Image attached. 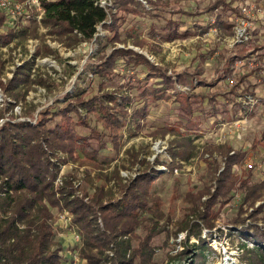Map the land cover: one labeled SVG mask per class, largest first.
I'll list each match as a JSON object with an SVG mask.
<instances>
[{"label": "trees", "instance_id": "trees-1", "mask_svg": "<svg viewBox=\"0 0 264 264\" xmlns=\"http://www.w3.org/2000/svg\"><path fill=\"white\" fill-rule=\"evenodd\" d=\"M101 1L39 0L43 17L40 22L34 19L30 21L32 28L36 26V30L40 26L44 27L50 36L69 47L98 39L99 27H102L111 32V37L98 40L102 49L100 52L104 56V49L111 44L113 50L110 56L101 58V63L92 71L99 85L97 94L88 96L86 90L77 89L66 96L62 108L45 111L37 125L8 122L0 128V195L7 194L0 196V213L3 214L0 217V264L71 263V259L62 254L65 248L54 241L51 209L58 207L73 213L74 224L82 234L81 255L88 264H107L108 251H114L116 255L113 264H159L154 260L155 248L152 242L165 230L163 227L154 223L150 230L146 228V236L136 247L132 244L137 239L135 231L145 222L146 214L162 217L157 214L159 210L150 207L154 199L155 206L159 203V199L149 193L152 184L159 178L158 172L150 169L127 186L122 185L120 177H113L122 192L118 200H113L112 192L97 186L95 193L86 201L89 197L87 191L82 198L75 196L73 177H66L64 184L56 189L59 161H53L55 152L60 150L75 162L101 168L99 165L104 167L98 159L101 152L109 145L119 152L125 132L130 137L140 134L159 103L170 102L176 106L182 121L176 127L159 128L154 134L162 137L167 134L176 135L179 128H182L191 135L198 133L209 121L216 122L215 125L220 123L219 120L228 115L230 106L239 108L241 105L235 100L237 95L256 94V85L250 84L249 75L241 78L234 86L228 84L233 65L236 59L242 58V53L229 58L222 76L208 81L198 71L187 68L170 75L167 68L155 65L142 54L131 49L115 48L117 43L127 41L121 39L120 32L125 16L150 15L158 18L159 15L153 14V11L165 6L167 0H146L151 7L150 11L139 0H115L116 13L102 6ZM231 11H234L232 1L216 0L205 13L213 16L217 12L214 25L230 35L232 27L227 18ZM181 15L194 19L199 16L195 10L179 8L165 20L161 32L153 30L152 33H156L161 42H173L209 32V25L199 29L196 22L190 25L180 18ZM111 20L112 23L108 24ZM29 32L30 27H25L14 33L0 34V48L15 40L26 39ZM133 42L139 47L150 44L148 39L135 38ZM216 52L217 47L202 53L201 60ZM197 59L198 55L192 59L191 64ZM31 69L30 65L22 68L20 75L4 87L5 91L18 98L20 88L35 83L30 79ZM115 77L122 79L121 85L107 91L105 82ZM2 85L0 83V87ZM178 86L190 87L191 90L180 93L177 91ZM242 111L243 107L239 109L240 113ZM240 113L232 115L238 118ZM73 115L77 116V121ZM57 117L62 120L50 126V122ZM78 127L89 130V133L79 134ZM190 138H186V141L177 139L171 143L169 151L174 159L193 158ZM179 148L180 153L174 151ZM232 150L230 145L210 146L207 149L209 158H212L209 164L213 169L215 187H208L197 194L189 192L184 198L189 208L182 230H188L189 236H197L199 243L192 247L186 245L178 257L172 258V264H204L205 251L213 249L210 240L201 237L202 223L213 228V221L217 217L214 207L220 203H230L236 194L240 195L238 219L233 221L236 227L231 228L255 244L256 249L250 250L255 254L253 264H264V229L258 224L261 221L259 216L264 212V203L243 218L248 207L263 198L264 179L260 182L252 181L255 177L253 170L248 171L246 176L238 175L235 168L249 153L238 150L231 154ZM215 153L221 156V161L214 158ZM222 166L224 169L221 171ZM171 167L174 169L173 163ZM87 178L90 180V177ZM97 178L109 181L108 177ZM205 197L207 199L203 201ZM247 220H251V224H247ZM183 260L188 261L183 263Z\"/></svg>", "mask_w": 264, "mask_h": 264}, {"label": "rangeland", "instance_id": "rangeland-1", "mask_svg": "<svg viewBox=\"0 0 264 264\" xmlns=\"http://www.w3.org/2000/svg\"><path fill=\"white\" fill-rule=\"evenodd\" d=\"M8 1L12 5L20 7L22 13L11 15L0 8V34L14 33L25 27H30V35L26 39L15 40L10 45L0 48V83L3 84L0 87V128L8 122H28L37 125L45 111L50 108L56 110L62 108L66 96L74 93L77 89L86 90L88 96L97 94L99 85L92 71L101 63V58L110 56L113 50L112 44L107 45L103 51V56L100 52L102 49L98 40L101 38L103 41L105 38L111 37V32L99 27L98 39H94L92 42H83L76 47H69L55 40L44 27L40 26L36 30V26L32 28L33 25L30 21L34 19L40 22L43 17V13L33 0ZM167 1V6H161L162 8L153 11V14L159 15L158 18L150 15L144 17L125 16V22L122 24L120 32L121 39L127 41L117 43L115 48L131 49L142 54L155 65L167 68L170 75L184 71L187 68L190 71H198L201 77L208 81L216 80L220 75L222 76L225 65L232 55L240 54L249 49V47L240 46L235 50H230L225 47L223 40L227 34L214 25L216 21L213 23V19L216 20L217 12L213 16L209 15L210 13H205L210 4L216 0ZM139 2L147 11L151 10L146 0H139ZM106 4V7H109L113 13L117 12L115 0H106ZM195 6H197L196 9ZM179 8L188 11L195 10L199 14L195 19L187 15H181V19L188 21L190 25L196 22L199 29L201 26L209 25V32L211 29H215L218 34L214 35L211 32L212 36H210L208 32L205 35H196L185 40L161 42L156 33H152L153 30L161 32V27L166 23L165 20L170 17L173 11H178ZM110 23H112V20L111 22L108 21V24ZM135 38L148 39L150 44L145 47L135 46L133 44ZM103 44L105 45L106 42H103ZM216 47L217 52L215 54L201 60L200 55L202 53ZM197 55L198 59L191 64L192 59ZM27 65L32 67L30 79L35 83L20 88L17 92L19 97L16 98L11 93L6 92L4 87L18 76L21 69ZM121 81L122 79L117 77L113 80H107L108 83L105 82V88H107V91H112L121 85ZM190 90V87L184 86H178L177 88L180 93H186ZM239 105L241 106L237 109H235V106H230L228 115L221 119L227 121L232 113L239 114V109H242L244 104ZM175 107L170 102L159 103L155 106L152 116L147 119L146 127L140 134L130 137L129 133L125 132L119 152H116L111 145L101 152L98 159L104 167L99 165L101 168H97L93 165L75 162L60 150L55 152L56 156L53 159V161H59V171L55 182L56 189L64 184L66 177H73L72 184L75 189V196L82 198L84 192L87 191L89 197L86 201L95 193L97 186H102L105 191L112 192L114 194L113 200H118L122 196V192L119 183L113 177H120L122 185L127 186L137 180L142 173L155 169L159 178L152 184L149 193L159 199V203L155 206L154 199L150 203V207L159 210L157 214L162 217H152L146 214L144 216L145 222L135 231L137 239L132 241V244L133 247H136L141 239L143 240L146 236V228L150 230L154 223L158 224V227H163L165 230L158 234L152 242V246L155 248L154 260L159 264H172V258L178 257L180 252L186 248V245L192 247V245L199 243L197 236H189L188 230H182L186 211L189 208L184 198L189 192L197 194L208 187H215L213 169L210 168L209 164L212 158H209V154H207V149L210 146L230 145L233 148L231 154L238 150L248 151L249 154L246 159L235 168L240 176L248 175L247 173L250 170L247 168L246 163L249 160H253L256 164L260 161L264 163L263 106L259 107L257 105L254 112L246 117V122L241 123L238 129L230 126L218 128L225 121L220 125H215L216 122L209 121L196 134L188 135L182 128H179L176 135L167 134L164 137L155 135L157 129L165 126L176 127L179 124L178 122L182 121V117L178 113L179 110ZM243 112L240 113L239 117ZM73 118L75 121L78 119L75 115H73ZM61 120L57 117L49 125L54 126ZM92 124H94V121ZM98 126L101 128L100 125ZM77 132L87 134L89 130L78 127ZM186 138H190V141H192L193 158L182 160L177 157L174 159L169 151L171 143L177 139L186 141ZM174 151L180 153L181 148L174 149ZM82 158L84 157L82 156ZM214 158L221 161V156L217 153L214 154ZM172 163L174 169H171ZM223 169L224 166H222L221 171ZM87 177H90V180ZM97 177H108L109 181H106V178L99 180ZM263 179L264 164L260 175L253 177L252 181L260 182ZM6 195V193H2L0 196L4 197ZM59 195L57 196L59 197ZM206 199L207 197L203 201ZM239 199L240 195L236 194L235 199L230 203H220L214 207L213 211L217 213V217L213 221V228H208L202 223L201 237L212 240L211 235L216 234L218 236L216 243H212L210 240L213 251H205L204 264H223L225 258L223 246L225 245L221 241L225 238H230L228 251L233 252L232 257L238 264H253L255 254L250 250L256 249L255 244L251 240L242 238L240 234L232 230L233 227H236L233 221L238 219ZM262 203H264V195L254 206L248 207L243 218ZM51 212L55 232L54 241L55 244L65 248L62 253L63 256L71 259L70 264L74 262L75 257L78 259L79 264H88L81 255L83 247L82 234L74 224L73 213L59 207L52 208ZM0 217H3V214L0 213ZM259 217L261 220L259 223L264 229V212ZM99 223L103 227L101 219H99ZM75 233L80 235L79 242L75 240ZM106 256H108L107 264H113L116 257L114 251H108ZM187 261L184 262L183 260V263H187ZM174 263H178V261Z\"/></svg>", "mask_w": 264, "mask_h": 264}, {"label": "built area", "instance_id": "built-area-1", "mask_svg": "<svg viewBox=\"0 0 264 264\" xmlns=\"http://www.w3.org/2000/svg\"><path fill=\"white\" fill-rule=\"evenodd\" d=\"M33 1L43 13L39 0ZM229 1H232V7L234 8V11H231L227 18L228 23L232 27V34L227 36L224 34L225 39L223 41L225 47L230 50H235L240 46L249 47V49L242 52V58L236 59L232 69V76L228 80V84L234 86L241 78L249 75L248 81L251 82L250 84L256 85L255 95L246 93L235 97L238 104H244L242 105L244 108L243 114H241L240 117L238 116L239 118L235 117L236 114L235 116L230 115V118L227 121L221 120L220 123L217 124L220 125L225 121L221 126H218V128L230 126L238 129L241 126V123H244V121L247 120L246 117L254 112L257 105L259 107H264V0ZM101 5L106 7V0H102ZM0 8L11 15H20L22 13L20 7L12 5L8 0H0ZM215 21L216 20L213 19V23ZM211 32L214 33V35L218 34L215 29H211L209 32L210 36H212ZM246 85L248 86V84ZM263 164L264 163L261 161L256 164L253 160H249L246 163V166L249 170H253L255 176L258 177L263 168ZM247 224H251V220H247ZM258 224L259 226H262L260 223ZM210 238H212V240L209 239L212 243H216L218 236L214 234V236L211 235ZM75 240L79 242L80 235L76 234ZM221 243L225 245L223 246L225 257L223 264H238L232 257L233 252L228 251L230 238L222 239ZM73 260L74 262L72 264H79L76 257Z\"/></svg>", "mask_w": 264, "mask_h": 264}]
</instances>
